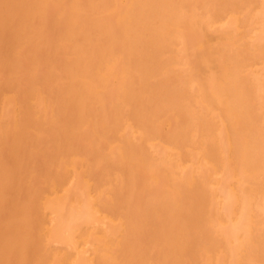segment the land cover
<instances>
[{
	"label": "bare ground",
	"instance_id": "bare-ground-1",
	"mask_svg": "<svg viewBox=\"0 0 264 264\" xmlns=\"http://www.w3.org/2000/svg\"><path fill=\"white\" fill-rule=\"evenodd\" d=\"M30 1H34V4L30 5L32 4ZM30 1H27L30 6L28 7V5H26L27 8H25L26 6L22 5V3L24 4L26 2H15L13 4L11 1L12 5L7 6L10 0H3L4 4H2L0 0V4H2L6 10L4 11L2 6H0L2 8H0L1 34L3 30H6V26H11V24L4 19V15H2L3 12L7 14V11L10 10V14L8 15H11L12 12V15H14L12 17H14L15 20H13L15 22H17V16L14 13L23 16L21 18L22 20L26 14L30 15L29 19H34L33 15H36L38 12H43V15H49L48 13L45 14V10H40L44 6V3H48L49 0ZM52 1L51 3L54 5L55 3ZM54 1L60 4L66 1L68 2H66L67 4L65 3V7L59 6L60 8L56 14L54 13L58 16V20L61 19L63 23V25H59L60 27L56 26L59 28V32L58 37L57 35L55 36L56 45L54 44L56 49H60V53H62V50L66 53L64 57L63 53L58 54L59 51H55L59 56L61 55L64 57V59L61 56L58 58L61 62L58 61L57 54L55 53L56 55H54L55 47H51L54 48L51 50H53V55L56 57H53L51 53L52 58L53 60L57 59L54 61V65H56V62H59L61 63L60 66L63 65L62 68L65 70L68 69L67 71L64 70L65 74L62 70H59L61 76L65 75V80H63L65 83L60 82V80H62L61 78H63L59 75L60 73L54 72L59 75L60 80H58V75L56 76L54 74L57 77L55 83L57 82L58 84L59 90L57 91L60 95L53 94L55 98L59 96L58 99L62 100V109H74L73 118L68 125L71 129L67 127L68 130H71L68 136L70 137V135H72V137L74 136L76 138V131L79 129V131H81V128L84 127L85 131H87V128H93L95 125L97 127L98 124L100 125V123H102V131H104L106 135H104V139L100 136L101 138H97V140H101L98 142H101V147L104 146V152L102 153L96 150L91 158L95 160L96 168L99 167L101 170H109L107 165H111L112 167L115 166L119 172L114 178V185L116 186L115 191L113 192L115 186H109L110 190L107 191L108 187L105 189V187L98 186L100 181L96 184L89 178L82 179L83 177L81 178L80 176L81 173L77 170V163L83 164V166H88V164H90L88 159H91L90 154L91 151L93 153V150L90 152L88 151L89 154H86L88 153L87 151H84V153L81 152L82 154H86V156L90 155L86 160L81 156L82 154L77 153V148L75 152L69 149L65 153H62V150L66 148L62 149L60 160H57V162L59 161L58 165L56 164L57 167L55 166V175L53 174V177L50 178L51 180L49 181L51 183L48 182L47 188L44 187L45 189H43V192L45 190L47 194L38 196V198L36 197L37 200H40L38 203V211L41 212L39 214L40 218L37 217L38 220L35 221L37 218L31 216V214L34 213L33 208L35 209V207L32 208L30 206L32 208L30 211V207L27 206L28 210L23 209L24 213L27 210L26 214H28V211L29 213L33 211L30 213V218L34 220V223L32 222L34 227L36 224L35 222H37V226L36 229L33 226L30 229L34 228L32 229L33 233L36 231L35 233L40 245H38L32 237L33 241L31 240V230L29 231L30 239H27L34 242L38 247L42 246L43 249L38 251L35 249L36 247H32L34 248L31 249V251L34 250V252H32L33 257L36 254V258L40 252L42 256L45 254L44 258L48 257L45 261L42 259L43 261L41 263L39 260L41 257L40 253L39 258L37 257L38 262L35 258L31 260H34L35 264H146L143 258L146 259L147 257L145 258L144 255L147 256L148 253L146 254L144 252L145 249H143L142 252L145 254L142 256L140 253L141 251L139 249L138 251L136 248L140 247L141 249L142 246H137L128 235L129 232L130 235H134L131 234L137 226L134 223H136L137 219L141 220L138 216L141 217L143 216L141 214L146 212L144 215H151L149 218L152 222L147 217H142L144 219L141 220L142 224H139V226L145 225L144 223L147 221L146 218L151 224L154 223L151 229L148 227L150 223L148 225L146 224L147 229H145V227L143 228L149 230L147 234L151 233L152 231L150 230L152 229L153 233L154 231L157 232V236L155 233L154 236L151 234L154 239L155 237L157 238L158 243L162 246L160 248L161 253H159L160 260H157V264H264V58H260L261 65L257 63L256 65L258 68L256 69H254L255 66H251L252 62H254L252 59L250 62L251 65L245 64V60L250 56V52L253 53V50L255 54L259 56L264 55V46L262 45V43L264 44V8L259 12L258 7V11H256L258 15L256 18H258L259 21L258 23L255 22L257 21L255 18L254 23L260 25L258 28V26L254 24L256 30L258 29L256 31L255 28H253L254 26H251L254 16L250 18V14L256 6L251 7L250 5L248 7L250 3L246 4L248 8H253H250L251 10H246L251 12L248 17L250 18L248 19V24L251 20L250 28L252 27L255 30L254 32L252 31V34L255 35L254 37L252 36L250 28L246 25L248 30L246 29L244 34L250 35L249 37L252 36L254 42L253 39L251 42H253L254 45L249 42L252 46H250L251 49L245 47L246 52L243 44L242 49L246 52H242V55L243 53L245 55H243V57L241 56V51L239 52L238 49H241V44L238 43H240L239 41L242 42L244 39H236V36L241 37L243 35L240 30L241 19L235 14H228L227 16L226 8H228V5L232 8L228 0V3L226 1V3H223V8L219 7L220 0H126V6H121V0ZM251 1L253 2L254 0ZM262 2H260V6L264 4V2ZM232 3H234V6L239 5V3L235 5L236 2L234 1ZM253 4L254 2L252 5ZM56 5L57 4H55L54 7ZM240 5L242 6V4ZM48 6H51V4ZM57 8L56 6L55 9ZM242 8H244V6ZM237 9L239 10V8L236 7L234 12ZM34 12L36 13L34 14ZM247 13L248 12H246V16H248ZM38 15H36V20L41 17H38ZM48 17L51 18L53 16L50 14ZM241 18L244 20V16ZM32 19L30 21V26L31 24L33 25V23H31ZM51 19L54 21V17ZM223 19H225V21H221ZM36 20H34L35 24H39V21ZM41 20L43 19L41 18ZM61 20H59L60 23ZM248 20L246 18V20H244L245 23ZM14 21L11 22L14 23ZM26 21L29 23L28 19ZM26 21L24 25L27 24ZM1 22L6 24H1ZM56 23L60 24L59 22ZM21 24H23V22ZM242 26H244V24ZM1 28L3 30H1ZM23 28L24 30L28 29V27L26 28L24 26ZM23 28L21 29L23 30ZM34 28L37 27L34 25ZM7 30L9 29L7 28ZM22 30L19 31L22 32ZM5 32L2 34V38H4V34L11 33V31H9V33H7L8 31ZM34 32L33 30L32 33ZM41 32L42 30H40V33ZM12 33L6 35L8 37L5 36L6 38L4 39L11 40V36L14 38L15 32ZM26 34V38L30 36V33L28 35ZM37 34L39 33L37 32ZM16 35H18V33H16ZM18 36H22V34ZM18 36L17 38H19ZM25 36L23 34V37ZM41 36L39 37V35H36V37L42 40ZM36 37L35 39H37ZM21 40L25 41L26 39L24 38ZM38 40L39 39H37V41ZM197 41H202L204 43L203 51L196 50L195 45ZM16 42L17 40L15 43ZM42 42L44 41L42 40ZM244 42L245 41H243V43ZM0 44V46H2L4 43L1 42ZM16 44H19V42ZM23 45H20V47H23ZM4 46H6V48L8 47L7 44ZM12 46L14 47L15 45ZM42 46L44 47V45H41V47ZM8 48H3L7 50V54L9 51ZM23 49L25 48L23 47ZM23 49H21V51ZM25 50H27V48ZM44 50H41V52ZM48 50L50 53V47ZM3 51L1 50L0 52L3 53ZM5 52L2 55L5 54L6 56ZM168 52H170L168 55L163 56L164 53ZM248 52L249 56L246 57ZM13 53L15 55L16 52L13 51ZM43 53L44 52H42V55ZM9 54L8 56H10ZM23 54L24 55H21L19 58L15 55L17 58L14 57V61H16V59L20 61L23 56L25 57L24 50ZM51 55L49 56L51 57ZM4 57L0 58L5 61L8 57ZM52 58H50L48 62H50V60L52 62ZM258 59H256V61H258ZM2 60H0L1 63H3ZM26 60H23L24 64L22 65H27L25 64L28 62ZM7 62L9 61L7 60L4 62L6 63L5 65L3 63L5 68L0 64V69L7 71V69H9H6ZM30 62H32V60H30ZM18 64L19 63H16L18 68L22 67L21 65H19V67ZM32 64L33 62L31 65ZM12 66H14V64H12ZM34 66H36V64ZM34 66V70L37 69L40 72V69ZM248 66H250V69ZM251 67L253 69H251ZM25 68H27L26 72L32 70L30 65L25 66ZM213 69H216L218 74L215 75L209 72ZM3 70H0V72H4V75H0L6 77L5 83L7 84L11 76L7 78V72ZM20 70L21 75L22 73H26L24 70ZM9 71L11 73V70ZM16 72L20 73L19 71ZM32 72L28 73H35L34 71ZM133 72L138 73L140 76L138 83H135L132 79L131 74ZM113 73H117V80L114 84L110 83L108 80L109 76ZM26 74L22 76L26 78ZM37 74L39 73L37 72ZM40 75H38L39 79L44 76V74H42L43 76L41 75L42 77H40ZM4 77L3 79L0 77L2 82L5 80ZM152 77H157V79L155 78L156 81L152 79ZM31 78L33 77L31 76ZM37 80L36 77V81ZM52 80H54V78ZM57 80L62 84H59ZM39 82L41 81L39 80ZM11 83L10 89L14 86V84L11 85ZM27 83L26 85L24 84V87L19 84L18 88L22 86V89H28L30 86L28 87L29 83ZM45 84L47 86V83ZM1 85L3 84L0 83V87ZM7 85H4V88H2L6 89L7 87L5 86ZM30 85L31 87L35 86L34 83H30ZM38 89L36 92L39 91ZM8 90H5L4 93L6 91L8 92ZM9 92H11V90ZM36 92L28 93L27 96L29 99H24L28 100L25 101L28 104L22 102L23 97L26 98L27 96L24 95L23 92V97L20 95L21 93H18V98L20 96L22 98L20 97L19 101L17 99V102L20 103L21 101L23 104L25 103L26 106H30L31 109H41V107L45 105L44 103H47L46 101L48 99L45 101L46 98L40 97L37 94L39 92ZM7 94L0 95V111L3 112L1 109L6 110L8 108L11 110L19 109L21 111L19 108L20 106H18L15 101L17 96L15 94V96L12 94L9 96ZM41 95L43 94L41 93ZM58 99L55 100L58 102ZM38 101L40 102L38 103ZM38 104H40V107H38ZM46 107L43 108L46 109ZM88 109L90 111L92 109L95 111L96 109V112H94L95 114L92 112L94 115H89ZM54 110L56 109L54 108ZM203 111L204 114H202ZM4 114H0L1 121L5 117L3 116ZM26 115L28 114L26 113ZM22 116L19 118L21 119ZM59 116L61 117V115ZM93 116H95V118ZM36 118L38 119V117ZM165 119H170L171 125H169V128L164 133L161 132V127L165 124ZM1 124L0 126L2 127L3 124ZM19 125L20 124L17 126ZM195 131L198 135L202 136V140L193 141V137L195 140V136H193ZM65 133L67 134V132ZM15 135L14 133L12 134V136ZM77 136L80 137V132ZM72 137H70L68 141L72 142ZM14 138H17V136ZM75 138L72 139L75 140ZM79 139H81V137ZM115 139L121 140V144L118 148L112 144V141ZM74 142L75 141H73V144ZM96 142L97 141H95V143ZM95 143L93 142L92 144L94 145ZM17 144L21 145L20 142H17ZM87 144L89 145L88 142ZM4 146H6V143ZM21 146L20 148H23ZM25 147L26 145H24V149ZM13 150H11L12 153H14ZM26 150H24V152L22 151L23 153L20 151L23 154L21 155L22 157ZM99 150H101V148H99ZM18 151L17 149L16 153ZM78 152H80V150ZM16 153L15 155H17ZM54 153L50 154L54 155ZM45 155L47 156V154ZM5 158L6 157L2 159ZM8 159H6V161ZM16 160H18V157ZM93 160L91 159L90 161L92 162ZM102 162L104 163L103 165ZM14 163L15 162H13V164ZM16 163H18V161ZM19 163L21 165V162ZM104 165H106L107 168ZM109 168L111 169V167ZM44 170H48V168ZM151 171H155L160 176L159 184L156 186L148 183L145 178V175ZM20 174L21 172L18 175ZM94 174L92 173V176ZM16 175L15 173V176ZM137 181H140V183L138 184ZM135 183L142 187L143 191L141 195V190L138 193L136 190L130 189L129 186L135 185ZM80 184L85 188L83 191L84 195L79 194L77 191V187ZM11 185L12 181L8 175H2L1 177L0 173V192L1 190H5L6 187L10 189ZM13 185L16 186L15 183H13ZM65 185H67V187ZM13 187L11 188L14 192L16 187ZM136 189L138 190L140 188ZM152 189L155 190V193L151 192L153 191ZM15 191L18 192L19 188L15 189ZM8 192L9 195L5 192V194L9 196H7V198L10 199L14 194L16 196L15 192H12L13 195L10 191ZM145 192L151 193L152 197L150 198L149 196L151 195L147 193L150 199L147 198L148 201H143V203L147 208L153 211H146L147 208L143 205L144 207L142 206V208H146V210L141 209L142 212L138 211L135 216H129V211L126 210H130L133 203L139 206L137 200L140 196H142L140 198H143V193ZM1 195L2 194H0V196ZM17 195L19 196V194ZM0 199H2L0 201H3V197ZM13 199L14 197L12 200ZM17 201L18 200H16V202ZM139 201H142V199ZM0 203L2 211V203L4 205L5 202ZM18 203L19 202H17V204ZM5 204L7 207H14V205H16V203L14 205L11 204L12 206H9L7 203ZM30 204L34 206L31 201ZM6 205L3 207L5 210L3 209L2 212H6L7 210V212L11 214L14 210L10 208L9 212V208H7ZM18 208H22V206ZM18 208L16 212H18ZM154 211L156 213H153ZM20 212L22 211L20 210ZM149 212L151 214H149ZM8 213H6V215ZM25 215L21 214L20 217H27ZM23 220L25 222L27 221V219ZM18 222L20 223V220ZM30 222L26 226H29ZM25 224H27V222ZM32 224H30V226ZM20 225H22V223ZM4 226L2 225V227ZM9 226L13 227L14 225L9 224ZM140 227L138 228L137 226L136 230L143 229ZM28 229L29 228H27V232H25L27 236L29 235ZM7 230H10V228H7ZM14 232L16 233V231ZM14 232L11 231L10 234ZM22 232H20V234ZM140 232L142 233L143 230ZM137 234L138 233L135 232V241H139L137 240ZM147 234L144 232V238H146ZM8 235L9 234H7V236ZM19 235L17 236V240L20 238ZM148 235L150 236V234ZM22 236L24 235L22 234ZM149 236H147V240L151 241L152 236L148 239ZM5 238L8 243L1 237L0 245L2 243L1 241L4 243L6 242L7 245L5 246L7 249L13 250V246H15V250L17 249L16 252L26 249L24 248L26 244H24V246L23 243L21 244L20 242H23L22 237L21 240H18L21 245L17 244V240H15L16 237L15 239L13 237L11 242H9L11 239L10 236H8L10 239L7 237ZM25 238L24 242L27 240ZM127 238L131 239L129 242L132 243L130 244H135L133 245L136 251H138L137 256L133 245L134 250L132 247H130L131 250H129V248L125 246V243H128V241L125 240ZM144 240L147 241L146 239H143V241ZM80 241L85 243L89 241L92 243L91 257L86 256L82 249L78 250V243ZM150 241H148V243ZM155 241L152 239L151 243H154V245L151 243L149 245L151 247L152 245L155 246V244H157V241ZM32 242L29 243V245L32 244L31 246H35ZM53 242L61 243L67 248V251L68 248L69 250H73V252L71 251L72 254L69 251L66 252V250L62 251L59 248L57 249V247V250L53 249ZM4 243H2L3 246L1 245L2 249H6ZM26 243L28 245V241H26ZM142 243L143 245L145 244L144 242ZM150 246L147 248V244L144 245L146 252L147 249L154 250V247L150 248ZM158 246H156V248H158ZM40 248L41 247H39V249ZM2 249H0L1 254L5 251L3 250L2 252ZM15 250L9 253L15 256ZM26 251L28 252V249ZM26 251L22 252V254L27 253ZM155 251H157L156 253L158 254V249ZM132 252L133 254L135 253L137 259L132 256H129V258H133L132 260L135 258L137 261L134 260L135 262L131 263L127 258L128 255H132ZM3 254L2 256H4ZM18 254H21V252ZM18 254L16 255L17 258H15L18 259L19 262L26 257V255H22L24 257H20L21 259H19ZM29 254L31 256V253ZM46 254H48V256ZM157 254L156 258L158 257ZM122 257L124 261L123 259L122 261L119 259ZM15 258L12 257L11 259ZM18 260L16 261L20 264ZM26 260L28 261L29 259L27 258ZM149 261H151V259L147 261V264ZM23 262L22 260L21 264H23ZM7 263L6 260V264ZM14 263L13 261V264Z\"/></svg>",
	"mask_w": 264,
	"mask_h": 264
},
{
	"label": "rangeland",
	"instance_id": "rangeland-1",
	"mask_svg": "<svg viewBox=\"0 0 264 264\" xmlns=\"http://www.w3.org/2000/svg\"><path fill=\"white\" fill-rule=\"evenodd\" d=\"M11 1L13 2V4L16 2V3H22V2H26V3H22V5H24V6H26V5H28V7L30 6V5H33L34 4V1H30V0H23V1H21V0H10V3H6L7 4V6L8 5H12L11 4ZM21 1V2H20ZM30 1V3H32V4H28V2ZM51 1L52 0H49L48 1V3L46 2V3H44V6L40 9V10H45L44 12H45V14H51L53 17H54V21L51 19V18H53V17H48L49 15H43L44 13L42 12H38L36 15H38V14H41V15H38V17L39 16H41L40 17V19H37L38 21H39V24L38 23H36L35 24V21L34 20H36L35 18H37V16L36 15H33L34 17V19H32V22L31 23H33V25L31 24V26H30V21H31V19H29L30 18V15L29 14H26V16L23 18V20L21 19L23 16H20V15H17L16 13H14L17 17V22H19V23H17V22H15L14 20V17H12V16H14V15H12L13 13L11 12V15H8V14H10V10L9 11H7V14H5L6 12H3V14L2 15H4L3 17H4V19L8 22V23H10L11 24V26H9V27H7L6 25V32L7 33H9V31H11V33L13 32H15L14 33V38H12V36H11V40L10 39H4V38H6V37H8V36H6V35H9V34H11V33H9V34H4L3 35V37L4 38H2L1 36H2V34H3V32H5L2 28H1V30H3V32H2V34L0 33V43L1 42H3L4 44L2 45V46H0V49L3 51L4 49L3 48H5V49H7L8 47V54L11 56H8V54H7V50H4L3 51V53L5 52L6 53V56L8 57V58H6V56H5V54L4 55H2L3 53L2 52H0V57L2 58V57H4V58H6V60L5 61H3L1 58H0V60H2L3 61V63L4 62H6L7 60L9 61V62H7L8 64H7V67H6V69L7 68H9V69H7V71L6 70H3V69H0V70H3V71H6L7 73V78L8 77H10L11 79H9L8 81H7V84L5 83V81H6V77H4V79L5 80H3L4 82H2V79H3V77L0 75V77L2 78H0V83H2L3 85H1V87H0V89L3 87L4 88V85H7V86H5V87H7L6 89H1L2 91H3V93H2V91L0 90V95L2 96V95H5V93L7 94L10 90H11V92H13V93H11V92H9L7 95H16L17 96V98L15 99V101L17 102V99H18V101L20 100L19 98L22 96L23 97V95H22V92H23V94L24 95H28V93L30 94V93H34V92H36V90L38 89L39 91H37V92H39V93H37L40 97H42V98H46L45 99V101L47 102V103H44L45 105L43 106V107H46V106H49V107H46V109L45 108H43V107H41V109H31L30 108V106H26V104L25 103H27V102H25V101H28V100H24V99H29V97L27 96H25L26 98H24L23 97V100H22V102H25L24 104L20 101V103H18L17 102V105L18 106H20L19 108L21 109V111L18 109H1L3 112H1L0 111V114L1 113H5L3 116H5L3 119H2V121H1V119H0V124L2 125V127L0 126V130L2 131H0V151H1V153H0V173H1V177H2V175L3 176H5V175H8V177L10 178V180L12 181V185H11V187H13L14 185H13V183H15V185L16 186H14L13 188H15V189H18L19 188V191L17 192V191H15V189H14V192L16 193V196H15V194L13 195L12 194V188L10 187V189L8 188V187H6V189L5 190H1V192H0V194H2L1 196H0V198H2L3 197V201H0V202H5V203H7L9 206L11 205V204H15L16 203V205H14V207H7V205L4 203V205H3V203H2V206L4 207L5 205H6V207L7 208H9L8 209V211L10 210V208H12L14 211H12V209H11V211H12V213L14 214H10V213H8L7 212V210H6V212H5V214H4V212H2L3 211V207H2V211H1V208H0V211L2 212H0L1 214H0V216L2 215V214H4L2 217H0V225L2 224L4 227H2V225L0 226V238L2 237V239L5 241L6 240V242L8 243V241H7V239L5 238V237H7L8 238V236H10V238L13 236L14 237V239H15V237H16V239L15 240H17V236L20 234V232H22L20 235H19V239L21 240V237H22V240H23V242L22 241H20L21 242V244L23 243V245L24 244H26V246L24 247L23 245V247L24 248H26L25 250H19L20 252H21V254H18V253H20V252H16V250H15V246H13V250H15V256H13V254H10V253H12L13 252V250H9V249H7V247L5 246V245H7V243L5 242H3V241H1L2 243H4V246L6 247V249H2L1 248V245L3 246V244L1 243V245H0V249H2V252H3V250H5L2 254L4 255V256H2V254H1V252H0V264H6V260H7V264H13V261L15 262L14 264H16L17 263V261L16 260H18V259H16L17 258V254H18V258L19 259H21V258H23L24 256H22V255H26V259L28 258L29 260V263H28V261L25 259V258H23L22 260L25 262H23V264H35L34 262V260H31V259H34L35 258V256H36V254L34 255V257H33V253L32 252H34V250L33 251H31V249H34L35 247V249L36 250H38V251H40L41 249H42V246H39V247H41L40 249H39V247L38 246H36V244L34 243V242H32L33 241V239H35L34 241H36V243L38 244V245H40V243H39V241H38V239H37V235H36V231H34V233L32 232V229H36V224H37V222H35L36 224H35V227H34V225L32 224V222L34 223V220H32V218H30V213H32L33 211H34V213L33 214H31V216L32 217H35V218H40L39 217V214L41 213V212H39L38 211V209H39V207H38V203L40 202V200L38 199L37 200V198H38V196H42V195H46L47 193H45V192H47V191H45L44 190V192H43V189H45V188H47V184H48V182L49 183H51L49 180H51L50 178H52L53 176V174L55 175V170H56V167H57V165H58V162H57V160L60 158V156L62 155L61 154V150L62 149H65V150H62L63 152L62 153H65L67 150H73L72 152H75L76 150V148L78 149L77 150V153H79V154H82L81 152H83L84 153V151H91V150H93V153H92V151H91V156L90 155H87L86 156V154H89V152L88 153H86V154H82L81 156H83L86 160H87V158H89L88 156H90V158L92 157V154H94V152H96V150L97 151H101L102 153L104 152V146L103 147H101L100 146V144H101V142L99 143L98 141H101V140H97V138H101L102 137V139H104L105 138V136L104 135H106L105 133H104V131H102L103 129H102V123H100V125L98 124L97 125V127H96V125L93 127V128H87V131H85V129H84V127L83 128H81V131H79L80 132V137H81V139H79L80 137H78L77 136V134L79 135V132L78 131H76L77 133H76V138H77V140H76V138L73 136L72 137V135H70V137H72V138H75V140L74 139H72L71 138V140H73V141H75L74 142V144H73V141L71 142V141H68V140H70V137L68 136L71 132V130H68V128L67 127H69L68 125H69V123L71 122V120H72V118H73V112H74V109H62L61 108V105L63 104L62 103V100H59L58 98H59V96H58V98H57V96H56V98H55V96L53 95V94H55V95H60L59 94V92L57 91V90H59L58 88V84H57V82L55 83V79H57V77H58V80H60L59 79V75L61 76V73H60V71L59 70H62L63 71V73L65 74V71H67L68 69H64V68H62L63 67V65H61L60 66V64L61 63H59V62H61V60L59 61V59L58 58H60V56L58 55V54H64V57H65V55H66V53H64L63 52V50H62V53H60V49L58 50V49H56V35H57V37H58V32H59V28H57L59 25H63V23H62V20L61 19H59V20H61V23H60V21L58 20V16L57 15H55L56 14V12L58 11V9L60 8L59 6H63V7H65L66 6V4L68 3L67 1V3L66 2H62V4H60V3H57V2H55L54 0L52 1V2H54L55 4H57L56 6L58 7L57 9H55L56 8V6L54 7V5H53V3H51ZM227 2V0H220V5H219V7H221V8H223L224 7V5H223V3H226ZM236 2L235 3V5H238V3H239V5L238 6H234V3H232V2ZM244 1V2H243ZM1 2H2V4H4L3 3V0H1ZM228 2H230V6H232V8L231 7H229V5H228V8H226V12H227V16H228V14H235L236 16H238V17H240V19H241V25H240V30H241V32L243 33V35L241 36V37H237L236 36V39L238 38H240L239 40H242V39H244L243 41H245L244 43H243V41L241 42V41H239L240 43H238V44H241L240 45V47H241V49L243 48V44H244V50L248 47L249 49H251V47L250 46H252L251 44H253L254 45V39L252 38V36L254 37V35L255 34H252L255 30H256V28H255V26H258V28L260 27V25L258 24V25H256L257 23H258V18H256V16H258L257 15V13H256V11H258V7H259V12H261V9L262 8H264V4H262L261 6H260V2H262V0H254L253 2H254V4L252 5V1L250 0H242V1H240V0H232V2H231V0L229 1L228 0ZM227 2V3H228ZM243 2V3H242ZM247 2V3H246ZM256 2V3H255ZM263 2H264V0H263ZM262 2V3H263ZM65 5H64V4ZM120 3H121V6H126V0H121L120 1ZM250 3V4H249ZM259 3V4H258ZM2 4H0V6H2ZM36 4V3H35ZM51 4V6H48V5H50ZM233 4V5H232ZM240 4H242V6L240 5ZM246 4H249L248 5V7L251 5V7H254V6H256L254 9L253 8H251V9H253L252 10V13L250 12V11H248L250 8H248L247 6H246ZM256 4V5H255ZM257 4H258V6H257ZM244 6V8H242ZM47 7H50V8H47ZM236 7L237 8H239V10L237 9L235 12H234V10L236 9ZM245 7H247V8H245ZM1 8V7H0ZM2 8H3V10L4 11H6L5 10V8L2 6ZM1 8V9H2ZM25 8H27V6L25 7ZM235 8V9H234ZM229 9V10H228ZM233 9V10H232ZM246 9H248V10H246ZM250 9V10H251ZM56 10V11H55ZM242 10V11H241ZM244 10H245V12H244ZM39 11V10H38ZM238 11H239V14H238ZM254 11V12H253ZM9 12V13H8ZM37 12V11H36ZM36 12H34V14L36 13ZM246 12H248L247 13V15L248 16H246ZM259 12H258V14H259ZM55 13V14H54ZM237 13V14H236ZM251 13V14H250ZM256 13V14H255ZM241 14H243V15H241ZM249 14H250V18L251 17H253L254 16V20L252 21V23H253V25H252V23H251V20H250V23H251V26L253 27L254 26V24H255V26L253 27V28H255V30L251 27L250 28V23L248 24V22H249V20L248 19H250V18H248L249 17ZM5 15H6V17H5ZM8 15V16H7ZM27 15H28V17H27ZM42 15H43V17H42ZM55 15V16H54ZM11 16V17H10ZM48 18H47V17ZM57 16V17H56ZM244 16V20H246V18H247V24L245 23V21L243 20V18H241V17H243ZM246 16V17H245ZM7 17H10L11 18V21H14V23L16 24H14L13 22H11L10 21V18H7ZM32 17V16H31ZM41 18L43 19V20H41ZM55 18H57V19H55ZM255 18L257 19V21H255ZM14 19V20H13ZM25 19V20H24ZM29 20V23H28V21H26V20ZM45 19V20H44ZM36 20V21H37ZM47 20V21H46ZM25 21H26V25H24L25 24ZM34 21V22H33ZM41 21V22H40ZM221 21H225V19H223V20H221ZM254 21L255 22H257V23H254ZM23 22V24H21ZM56 22H59L60 24H58V23H56ZM4 23V22H3ZM2 22H1V24H3ZM43 23V24H42ZM4 24H6V23H4ZM20 26H19V25ZM43 25V26H41V25ZM57 24V25H56ZM244 24V26H242ZM29 25V26H28ZM34 25H35V27H37V28H34ZM37 25H40V26H37ZM246 25H248V28H250V30H251V34H252V36L251 37H249L250 35H245L244 33L246 32ZM23 26L24 27H28V29H26V30H24V28H23ZM57 26V27H56ZM4 27V26H3ZM23 28V30L21 29V28ZM60 27V26H59ZM5 28V27H4ZM7 28L9 29V30H7ZM31 28V29H30ZM41 28H43V29H41ZM57 29V30H55V29ZM37 31H36V30ZM42 30V34H44V35H42L41 33H40V30ZM19 30H22V32H20ZM29 30V31H28ZM32 30V31H31ZM33 30L35 31L34 33H32L33 32ZM53 30H55V31H53ZM248 30V29H247ZM258 30V29H257ZM256 30V31H257ZM253 31V32H252ZM1 32V31H0ZM5 32V33H6ZM25 32V33H24ZM37 32L39 33V34H37ZM44 32V33H43ZM12 33V34H13ZM16 33H18V35H21L22 34V36H18V35H16ZM21 33V34H20ZM27 33V34H26ZM30 33V36H28L27 38H26V36H25V34L26 35H28ZM23 34H24V36L25 37H23ZM33 34H36V35H39V37L41 36V38H42V40L44 41V42H42V40L40 39V38H38V37H36V35H33ZM15 35H16V37H15ZM33 36V38H32V36ZM6 36V37H5ZM17 36L19 37V38H17ZM37 38V39H39L38 41H39V43H38V41H37V39H35V37ZM29 37H30V39H29ZM43 37H45V38H43ZM26 39L25 41H23V40H21V39ZM251 38V39H250ZM253 39V42H251V40ZM15 40H17V42H19V44H16L15 43V41H14V43H13V41ZM36 41V42H35ZM42 43H41V42ZM213 41H215V40H213ZM238 41V40H237ZM25 42V43H24ZM27 42V43H26ZM249 42H251V44L249 43ZM8 45V47L6 48V46H4V45H6V44ZM13 43V44H12ZM33 45H32V44ZM40 43H41V45H44V47H43V49H42V47H41V45H40ZM255 43H257V42H255ZM260 43H262V42H260ZM15 45L14 47L12 46V45ZM24 44V45H23ZM29 45V46H27V45ZM31 44V45H30ZM35 44H36V46H35ZM38 44V45H37ZM55 44V45H54ZM238 44H237V46H238ZM1 45V44H0ZM20 45H23V47L26 49L27 48V50H25V49H23V47H20ZM54 45V46H53ZM247 45V46H246ZM262 45L264 46V44L262 43ZM18 46V47H17ZM25 46H27V47H25ZM37 46H38V48H37ZM40 46V47H39ZM47 46V47H46ZM3 47V48H2ZM34 47H36V48H34ZM49 47H50V50L51 49H54V48H51V47H55V49H54V55H56L57 54V52H58V54H57V59H58V63L56 62L55 64L56 65H54V61H56V60H53V58H52V55H53V50H51V52L49 53L48 51V49H49ZM203 47H204V43L202 42V41H197L196 42V45H195V48H196V50L197 51H203ZM246 47V48H245ZM10 48H11V50H10ZM23 49L24 50V53H25V57H26V59H28V60H26L25 59V57L23 56L21 59L22 60H18V59H16V61H14V57H15V55L16 56H18V58L19 57H21V55H24L23 54V50L21 51V49ZM34 48V49H33ZM247 48V49H248ZM16 49V50H15ZM35 49H37V50H35ZM39 49V50H38ZM45 49V50H44ZM239 49V52L241 53V56H243L244 55V53H246L243 49V51L240 49V48H238ZM0 50V51H1ZM30 50V51H29ZM35 50V51H34ZM41 50H44V51H42V52H44L43 53V55H42V52H41ZM57 50V52H55ZM237 50V49H236ZM13 51L14 52H16L15 53V55H14V53H13ZM17 51H18V54H17ZM37 51H38V53H37ZM173 51V50H172ZM27 52V53H26ZM30 52H31V54H30ZM238 52V53H239ZM242 52H244L243 53V55H242ZM29 53V54H28ZM37 53V54H36ZM41 55H40V54ZM51 53H52V55H51ZM56 53V54H55ZM170 52H168V53H164L163 54V56H166V55H168ZM20 54V55H19ZM28 54V55H27ZM34 54V55H33ZM51 55V57L49 56V55ZM252 54V55H251ZM14 55V56H13ZM29 55H30V57H29ZM33 55V56H32ZM53 55V57H55ZM247 55V54H246ZM253 55H255V56H253ZM27 56H28V58H27ZM245 56V55H244ZM243 56V57H244ZM249 56V52H248V55L246 56V57H248ZM261 56V57H260ZM257 55V54H255V51L253 50V53H251L250 52V58L248 57L246 60H245V64H250V62H251V59H252V61H254V62H252V67H254V69H256V68H258V66L256 65L257 63L259 64L260 63V65H261V62H260V58H264V55ZM33 57V58H32ZM46 57H49V58H46ZM62 57V56H61ZM64 57H62L63 59H64ZM253 57V58H252ZM10 58V59H9ZM12 58V59H11ZM15 58H17V57H15ZM50 58H52V62H51V60H50V62H48V60L50 59ZM56 58V57H55ZM54 58V59H55ZM61 58V59H62ZM255 58V59H254ZM259 58V59H258ZM34 59V60H33ZM37 60V62H36V60ZM248 59H250V60H248ZM256 59H258V61H256ZM11 60V61H10ZM18 60V61H17ZM23 60H26V61H28L27 63H25V64H27V65H22V64H24L23 63ZM30 60H32V62H33V64L35 65L36 64V66H34L33 64L31 65V63L32 62H30ZM14 61V62H13ZM249 61V62H248ZM261 61H262V59H261ZM20 62H21V64H20ZM36 62V63H35ZM3 63H1L0 62V64L1 65H3ZM14 64V66H12V64ZM16 63H19L18 64V66L19 65H21L22 67H24V68H22V67H20V68H18L17 67V65H16ZM29 63V64H28ZM253 63H255V64H253ZM6 63H4V65H5ZM38 64V65H37ZM63 64V63H62ZM1 65H0V68H1ZM3 65V66H4ZM30 65V67L32 68V70L31 71H28V72H32V71H34L35 73L34 74H32V73H28V72H26L27 71V68H25V66H29ZM259 65V66H260ZM9 66V67H8ZM16 66V67H15ZM33 66L34 67H36V68H39L40 69V72L37 70V69H35L34 70V68H33ZM53 68H52V67ZM14 67V68H13ZM249 67V69H250V66H248ZM251 67V69H253ZM3 68V67H2ZM4 68H5V66H4ZM11 68V69H10ZM60 68V69H59ZM18 69V70H17ZM20 69H22V70H24V72H26V73H28V74H26V73H22V75H27V77L25 78L24 76H22L21 75V70ZM54 69V70H53ZM9 70H11V73H12V75H13V77H12V75H11V73H10V71ZM29 70V69H28ZM65 70V71H64ZM214 70V71H213ZM213 70H211V71H209L210 73H212V74H218L216 71V69H213ZM16 71H19L20 73H18V72H16ZM37 72L39 73V74H37ZM44 72V73H43ZM54 72H56V73H60L59 75L58 74H55ZM18 73V74H17ZM0 74H2V75H4V72H0ZM32 74V75H31ZM37 74V75H36ZM42 74H44V76L42 77L41 75ZM46 74V75H45ZM53 74V75H52ZM57 76H55V75ZM64 74H62V75H64ZM116 74L117 73H113L112 75H110L109 76V78H108V80H109V82L110 83H112V84H114L115 82H116ZM34 75V76H33ZM38 75H40V77H42V78H40L39 79V77H38ZM6 76V75H5ZM30 78H29V77ZM31 76L33 77V78H31ZM52 76V77H51ZM131 76H132V79H133V81L135 82V83H138L139 82V80H140V76L138 75V73H136V72H133L132 74H131ZM35 77V78H34ZM36 77H37V81H36ZM56 77V78H55ZM61 77H63V78H61ZM60 78L62 79V80H60V82H62V83H65V81H63V80H65V75L64 76H61ZM21 78H22V80H21ZM29 79V81H28V79ZM54 78V80H52ZM157 79V77H152V79H154L155 81H156V79ZM204 78V77H203ZM48 79H49V81H48ZM14 82H13V81ZM31 80V81H30ZM34 82H33V81ZM39 80L41 81V82H39ZM51 80H52V82H51ZM57 80V81H58ZM29 83H27V82ZM54 81V82H53ZM12 82V83H11ZM22 82V83H21ZM43 82V83H42ZM49 82V83H48ZM50 82H51V84H50ZM5 83V84H4ZM10 83H11V85H13L14 84V86L12 87V89H10L11 88V86H10ZM26 83L28 84V87L30 86L31 87V85H30V83L31 84H33L34 83V85L35 86H33V87H31V89H30V87L27 89V88H25V89H22V86L24 87V84L26 85ZM45 83H47V86H46V84ZM55 83V84H54ZM58 83H59V81H58ZM62 83H59V84H62ZM18 84V85H17ZM19 84L20 85H22V86H20L21 88H18L19 87ZM37 84V85H36ZM40 84V85H39ZM55 85V86H50V85ZM57 84V85H56ZM16 85V86H15ZM45 85V86H44ZM48 85H49V88H48ZM10 86V87H9ZM44 88H43V87ZM15 87V88H14ZM16 87H17V89H16ZM26 87V86H25ZM38 87V88H37ZM45 87H46V89H45ZM37 88V89H36ZM48 88V89H47ZM56 88V89H55ZM8 89H10V90H8ZM32 89H33V91H32ZM34 89H36V90H34ZM5 90H8V92L6 91L5 93H4V91ZM28 90H30V91H28ZM56 90V91H55ZM19 91H22V92H19ZM26 91V92H25ZM27 91H28V93H27ZM17 92V93H16ZM56 92V93H55ZM18 93H21L20 95V97L18 98ZM27 93V94H26ZM41 93L43 94V95H41ZM6 95V96H7ZM14 95V96H15ZM0 96V97H1ZM53 96V97H52ZM21 97V98H22ZM30 98H31V96H30ZM37 99H38V97H37ZM55 99H58V102H57V100H55ZM43 100V99H42ZM51 100V101H50ZM30 101V100H29ZM40 101H38V103H39ZM55 102V103H54ZM28 104V103H27ZM39 106L38 107H40V104H38ZM51 106V107H50ZM55 106V107H54ZM26 107H28V108H30V109H28V108H26ZM53 107V108H52ZM50 108V109H49ZM54 108L56 109V110H54ZM26 109V110H25ZM44 109V110H43ZM8 110V111H7ZM31 110H32V112H31ZM33 110H35V111H33ZM65 110H66V112H65ZM25 111V112H24ZM27 111V112H26ZM30 111V112H29ZM40 111V112H39ZM88 111H89V115H94L95 113L94 112H96V109H95V111H94V109H92L91 111L88 109ZM98 111V110H97ZM35 112V113H34ZM45 112V113H44ZM92 112L94 113V114H92ZM25 115H24V114ZM26 113L28 114V115H26ZM30 113H32V114H30ZM57 113V114H56ZM91 113V114H90ZM14 114V115H13ZM202 114H204V111L202 112ZM12 115H13V117H12ZM22 115H24V116H22ZM47 115V116H46ZM59 115H61V117L59 116ZM210 115V114H209ZM20 116H22L21 117V119H24V117H25V119L24 120H21L19 117ZM27 116V117H26ZM46 116V117H45ZM53 116V117H52ZM208 116V115H207ZM16 117V118H15ZM36 117H38V119L36 118ZM62 117H64V118H62ZM94 118H95V116H93ZM7 118V119H6ZM32 118H33V121H32ZM16 119V120H15ZM18 119V120H17ZM20 119V120H19ZM51 119H52V121H51ZM54 119V120H53ZM56 119V120H55ZM8 120V121H7ZM13 120V121H12ZM15 120V121H14ZM12 121V122H11ZM29 121H30V123H29ZM165 121V124L163 125V127H161V132H166L167 131V129L169 128V125H171L170 124V122H171V120L170 119H165L164 120ZM7 122V123H6ZM97 122V121H96ZM9 123V124H8ZM15 124V125H14ZM18 124H20L19 126H17ZM37 124V125H36ZM6 125V126H5ZM22 125V126H21ZM24 125V126H23ZM45 125H47V126H45V127H47V128H45L44 126ZM9 127V129H8V127ZM13 126H14V128H13ZM17 126V127H16ZM30 128H29V127ZM38 126H39V128H38ZM11 127V128H10ZM20 127H21V130H20ZM16 128V129H15ZM99 128V129H98ZM3 129V130H2ZM12 129H14V130H12ZM28 129V130H27ZM37 129V130H36ZM46 129V130H45ZM68 131H67V130ZM69 129H71L70 127H69ZM89 129V130H88ZM10 130V131H9ZM16 130V131H15ZM32 130V131H31ZM5 131V132H4ZM13 131H15V132H13ZM29 131V132H28ZM82 131H83V133H82ZM10 133V135H9V133ZM14 133V135L15 136H12V134ZM19 134H18V133ZM22 134H21V133ZM27 132V133H26ZM31 132V133H30ZM38 132V133H37ZM65 132H67V134L65 133ZM8 133V134H7ZM45 133V134H44ZM63 133V134H62ZM35 134H37V135H35ZM163 134V133H162ZM26 135V136H25ZM66 135V136H65ZM103 135V136H102ZM17 136V138H14V137H16ZM21 137V138H19V137ZM29 136V137H28ZM30 136H32V137H30ZM34 136H35V139H34ZM56 136V137H55ZM97 136H99V137H97ZM101 136V137H100ZM193 136H195V140H194V137H193V141H199V140H202V136H200V135H198L197 134V132L195 131L194 132V135ZM197 136V137H196ZM200 136V137H199ZM58 137V138H57ZM108 137H109V135H108ZM107 137V138H108ZM26 138V139H25ZM37 138V139H36ZM201 138V139H200ZM22 139V140H21ZM62 139V140H61ZM65 139V140H64ZM109 139H110V137H109ZM56 140V141H55ZM29 141V142H28ZM31 141V142H30ZM34 141V142H33ZM60 141V142H59ZM62 141V142H61ZM65 141V142H64ZM95 141H97L96 143H95ZM17 142H20L21 143V145H23V146H21L20 144H17ZM27 142H28V144H27ZM34 143V146H33V143ZM87 142L89 143V145L87 144ZM94 142L95 144L93 145L92 143ZM5 143H6V146H4L5 145ZM36 143V144H35ZM64 143H66V144H64ZM68 143H70V144H68ZM98 143V144H97ZM103 143V142H102ZM72 144V145H71ZM93 146H92V145ZM112 144L113 145H115L117 148L119 147V145L121 144V140L120 139H115V140H113L112 141ZM13 145V146H12ZM21 147H23V148H20V146ZM24 145H26V147H25V149H24ZM30 145V146H29ZM32 145V146H31ZM70 145V146H69ZM68 146V147H67ZM77 146V147H76ZM95 146V147H94ZM96 146H97V149H96ZM13 147H15V148H13ZM19 147V148H18ZM28 147V148H27ZM31 147V148H30ZM85 147H86V149H85ZM91 147V148H90ZM93 147V148H92ZM101 148V150H99V148ZM14 150H13V149ZM55 148H57V149H55ZM73 148V149H72ZM19 150L17 153H16V150ZM26 149H28V150H26ZM31 149H32V151H31ZM53 149V150H52ZM11 150H13L14 151V153H12L11 152ZM24 150H26L25 151V154H24V156L22 157L21 155H23L22 153L24 152ZM56 150V151H55ZM80 150V152H78ZM5 151H7V152H5ZM10 151V152H9ZM22 153H21V152ZM29 151V152H28ZM4 152V153H3ZM20 152V153H19ZM54 152H56V153H54ZM59 152V153H58ZM3 153V154H2ZM15 153L17 154V155H15ZM27 153H28V155H27ZM53 154L54 153V155H51V154ZM58 153V154H57ZM10 154V155H9ZM19 154V155H18ZM45 154H47V156L45 155ZM49 154V155H48ZM57 154V155H56ZM6 155V156H5ZM27 155V156H26ZM86 157H85V156ZM6 157L5 159H2V158H4V157ZM8 156V157H7ZM14 156V157H13ZM26 156V157H25ZM50 156V157H49ZM63 156H64V154H63ZM62 156V157H63ZM11 159H10V158ZM17 157H18V160H16L17 159ZM9 158V159H8ZM16 158V159H15ZM23 158V159H22ZM51 158V159H50ZM53 158H55V159H53ZM6 159H8L7 161H6ZM21 159V160H20ZM92 160H93V158H91ZM91 159H88V162H90V164H88V166H83V164H79V163H77V167H78V171L81 173L80 174V176H81V178L82 179H90L92 182H95L96 184H97V182H99L98 184V186L99 187H105V189H107L106 187H108V189H107V191H109L110 189H109V186H112V187H114L115 185V180H114V178H115V176H116V174L119 172V170L118 169H116L115 168V166L114 167H112L111 165L110 166H108L107 165V167H108V169L109 170H106V169H102L101 170V168H96V163H95V160H93L92 162L90 161ZM2 160V161H1ZM20 160V161H19ZM51 160V161H50ZM60 160V159H59ZM12 161V162H11ZM18 161V163H16ZM46 161H48V162H46ZM56 161V162H55ZM10 162V163H9ZM13 162H15L14 164H13ZM19 162H21V165H20V163ZM23 162V163H22ZM55 162V163H54ZM97 162V161H96ZM107 163V162H106ZM16 164V165H15ZM24 164H26V165H24ZM50 166H49V165ZM57 164V165H56ZM104 163L102 162V165H103ZM6 165V166H5ZM25 166V167H24ZM48 166V167H47ZM56 166V167H55ZM105 167H106V165H104ZM5 167V168H4ZM24 167V168H23ZM52 167V168H51ZM86 167V168H85ZM106 167V168H107ZM109 167H111V169L109 168ZM9 170H8V169ZM11 168V169H10ZM48 168V170H44V169H47ZM21 169V170H20ZM23 169V170H22ZM98 169H100V170H98ZM8 170V171H7ZM84 170H86V171H84ZM4 171V172H3ZM8 173H7V172ZM23 171V172H22ZM10 172V173H9ZM13 172V173H12ZM21 172V174L20 175H18L19 173ZM3 173V174H2ZM15 173L17 174L16 176H15ZM41 173V174H40ZM85 173V174H84ZM92 173L94 174L93 176H92ZM13 176H12V175ZM40 174V175H39ZM11 175V176H10ZM24 175H25V177H24ZM84 175H85V177H84ZM18 176V177H17ZM88 176V177H87ZM91 176V177H90ZM16 178V179H15ZM95 178H96V180H95ZM145 178L147 179V182L148 183H150L151 185H153V186H156V185H158L159 184V181H160V176L155 172V171H151V172H148L146 175H145ZM70 180V179H69ZM20 181V182H19ZM106 181V182H105ZM22 182V183H21ZM69 182V181H68ZM138 182V181H137ZM19 183V184H18ZM113 183V184H112ZM117 183V182H116ZM140 183V181L138 182V184ZM137 183H135V185H132V186H129L130 187V189L132 188V190H136V192H140V190H141V193H140V195L142 194V187L140 186V185H138ZM149 184V185H150ZM50 185V184H49ZM137 185H138V187H137ZM66 187H67V185H65ZM64 186V187H65ZM45 187V188H44ZM136 188H140V189H136ZM9 189V190H8ZM115 189H116V186H115V188L113 189V192L115 191ZM7 190V191H6ZM85 190V188H83V185H79L78 187H77V191L79 192V194H81V195H84V193H83V191ZM153 190V189H152ZM8 191H10L11 192V194L13 195L12 197H10V199L9 198H7V196L9 195L8 193ZM34 191V192H33ZM5 192L8 194V195H6L5 194ZM13 192V193H14ZM44 194H43V193ZM135 192V191H134ZM151 192H153V193H155V190H153V191H151ZM83 193V194H82ZM148 193V192H147ZM146 192L145 193H143V195H144V197L143 198H140V197H142V196H140L139 197V199L137 200L138 201V203H139V206H140V208H139V206L137 205V204H135V203H133L132 205H131V207H130V210H126V211H129V216L130 215H133V216H135L137 213H138V211H141V209H145L146 210V208H147V206H145L144 205V203H143V201H145L146 202V200L148 201V199L147 198H151L152 197V194L151 193H148V194H150L151 196H149L148 194H147ZM17 194H19V196L17 195ZM115 194H117V193H115ZM6 196V197H5ZM125 196V195H124ZM149 196V197H148ZM9 197V196H8ZM14 197V201L12 200V198ZM19 197V198H18ZM33 197H35V198H33ZM37 197V198H36ZM149 198V199H150ZM5 199V200H4ZM7 199H9V200H7ZM142 199V201H139V200H141ZM0 200H2V199H0ZM16 200H18L17 202H19L18 204H17V202H16ZM27 200H30L31 202H33V204H34V206L33 205H31L30 204V201H27ZM8 201H11V202H8ZM26 201H27V203H26ZM149 201H151V200H149ZM141 202V203H140ZM24 203V204H23ZM1 204V203H0ZM36 204V205H35ZM18 205V206H17ZM29 205V206H28ZM145 206L146 208H142V206ZM12 206V205H11ZM20 206H22V208H18V207H20ZM35 207V209L33 208V211H31L30 213H29V211L30 210H32V208L30 207L29 208V211L27 212L28 214H26V211L28 210V208L27 207ZM143 206V207H144ZM1 207V206H0ZM26 207V208H25ZM6 208V209H7ZM17 208H18V212H16L17 211ZM23 209L25 210V209H27L26 211H25V213H24V211H23ZM149 208H147V210L146 211H153V210H151V209H149ZM5 210V209H4ZM20 210L22 211V212H20ZM10 212V211H9ZM36 212V213H35ZM142 212V211H141ZM6 213H8L7 215H6ZM18 213V214H17ZM22 215H25V216H27V217H24V218H22V216L20 217V215L21 214ZM24 213V214H23ZM140 213V212H139ZM146 213V212H145ZM145 213H143V214H141V215H143V216H141V217H139L138 216V218H141V220L142 219H144V218H142V217H147L149 220H150V218L149 217H151V215L150 216H147V215H144ZM153 213H156L155 211L153 212ZM17 216H19V217H17ZM20 214V215H19ZM36 214V215H35ZM147 214H148V212H147ZM149 214H151L150 212H149ZM34 215V216H33ZM38 215V216H37ZM139 215V214H138ZM8 216V217H7ZM34 218V219H35ZM38 218L35 220V221H37L38 220ZM146 218V220L148 221V219ZM5 219V220H4ZM18 219V220H17ZM23 219H27V224H25L26 222L23 220ZM1 220H3V221H1ZM10 220V221H9ZM16 220V221H15ZM20 220V223L18 222ZM141 220L139 219H137V221L138 222H140V223H138L137 221H136V223H134V224H136L137 226H138V228L140 227L139 226V224H142V222H141ZM145 220V221H146ZM8 221V222H7ZM30 222V224H32L31 226H30V224H29V226H26V225H28V223ZM144 221V222H145ZM147 221L143 224L144 226H141L140 228H143V227H145V229H147L146 228V226L149 224V229H151V227H153V225H154V223L153 224H151V222H149L148 221V223H147ZM14 222V223H13ZM6 223H7V225H6ZM14 225L13 227L12 226H9V224L10 225H12V224ZM22 223V225H20ZM15 224H17V225H15ZM19 224V225H18ZM24 224V225H23ZM147 224V225H146ZM18 226V227H17ZM22 226H26L27 228H29L28 229V234L31 232V236H30V234L27 236V234L25 233V232H27V228L25 227H22ZM34 227V228H32V229H30L31 227ZM135 226V225H134ZM137 226H136V228H137ZM22 227V228H21ZM2 228V229H1ZM7 228L9 229L10 228V230L12 231V232H14V231H16V233L14 232L13 234H10V230H7ZM24 228V229H23ZM136 228L134 229V231H132L131 232V234H134L135 235V232H137L138 234H137V240H139V241H135V236L134 235H130V232H129V238H131L132 239V241H134V243H136V245L137 246H142L141 247V249H140V247H136L137 248V250L139 249L141 252V254H142V256L146 253H148V255L147 256H145L144 255V257L146 258V259H144L143 258V261H146V262H144V263H146L147 264V261L148 260H150L151 259V261H149V263H154V264H157V260L159 261L160 260V257H159V253H161V247L162 246H160L161 244H159L158 243V241H157V238L155 237V239L153 238V236H154V233L156 234V236H157V232H155L154 231V233H153V229L152 230H150V231H152L151 233H148V234H150V236L147 234V232H149V230H145L144 228L143 229H141V230H143V232L141 233L140 231V229L138 230H136ZM26 229V230H25ZM6 230H7V232H6ZM22 230V231H21ZM31 230V231H30ZM136 230V231H135ZM30 231V232H29ZM139 231V232H138ZM144 232L147 234V236H149L148 237V239H150L151 238V236H152V239L157 243V244H155V246H153L154 245V243H151V241H152V239H151V241L150 240H147V236H146V238H144ZM3 233H7V234H9L8 236H7V234L5 235V234H3ZM16 234H18V235H16ZM22 234L25 236V234H26V238L24 237V236H22ZM142 234V235H141ZM152 234V235H151ZM4 237H3V236ZM15 235V236H14ZM29 236H30V238H31V240H28L27 238H29ZM143 236V237H142ZM13 237L10 239V238H8V239H10L9 240V242H11V240H13ZM24 238L25 239H27L26 241H28V245H27V243H26V241L24 242ZM29 238V239H30ZM129 238H127V239H125L126 241H128V243L130 244V243H132V242H129V241H131V239H129ZM18 239V240H19ZM143 239H146L147 241H143ZM1 240V239H0ZM17 240V244H20V242ZM140 240H141V242H140ZM33 243V245L35 244V246H31V245H29V243H31V242ZM91 241H93V240H91ZM125 241V242H126ZM148 241H150L149 243H148ZM19 242V243H18ZM140 242V243H139ZM142 242H144L145 244H147V248H149V244L151 243V244H153L152 245V247H154V250L153 249H147V252L145 251L146 250V248L144 247V245H143V243ZM55 243H57V244H55ZM53 242L52 243V245L54 246V247H52V245H51V247L53 248V249H56V247H57V249L59 248V249H61L62 251L64 250H66V252H70L71 254H72V252H73V250H69V248H68V251H67V248L66 247H64V245H62L61 243H58V242ZM128 243H125L126 245V247L127 248H129V250H131V248L130 247H132V249H133V246L135 245L134 243V245L133 244H128ZM20 244V245H21ZM55 244V245H54ZM79 245H78V250L80 249H82V251L83 252H85V255L86 256H89V257H91V244L92 243H90L89 241L87 242V243H85V242H82V241H80L79 243H78ZM133 245V246H132ZM149 245V246H148ZM159 245V246H158ZM27 246H29V247H27ZM156 246H158V248H156ZM32 247H34V248H32ZM151 246H150V248H152ZM38 248V249H37ZM52 248H50V249H52ZM28 249V252L29 253H31V256H30V254L26 251ZM56 249V250H57ZM134 249H135V246H134ZM133 249V250H134ZM143 249H145L144 250V254H143V252H142V250ZM156 249H158V254L156 253L157 251H155ZM8 250H9V252H8ZM35 250V251H36ZM43 250V249H42ZM138 250V251H139ZM6 251H7V253H6ZM27 252L28 253V255H27V253H23L22 254V252ZM37 251V252H38ZM72 251V252H71ZM135 252H136V256L138 255L137 253H138V251H136V249L134 250ZM149 251V252H148ZM17 253V254H16ZM39 253V252H38ZM37 253V254H38ZM41 253V252H40ZM40 253H39V255H37V257L39 258V256H40ZM45 253V252H44ZM43 253V254H44ZM62 253H64V252H62ZM70 253H67V254H70ZM7 254H8V257H7ZM156 254L158 255V259L156 258ZM47 256H48V254H46ZM10 256V257H9ZM44 256H45V254H44ZM44 256H42V253H41V257L39 258V260L41 261V263H42V261L44 260H47L48 259V257H45L44 258ZM71 256V255H70ZM129 256L131 257H135L136 259H137V257L135 256V253L133 254V252H132V255H128V258H127V260L128 261H130L131 263L132 262H135L134 260H136L135 258H134V260H132L133 258H129ZM3 257V258H2ZM12 257H16L15 259H11ZM21 257V258H20ZM37 257L35 258V260L38 262V260H37ZM5 258H6V260H5ZM12 260H10V259ZM2 259H3V261H2ZM43 259V260H42ZM121 261H122V259H123V261H124V258L122 257V258H119ZM131 259V260H130ZM148 259V260H147ZM155 260V261H153V260ZM12 262H10V261ZM22 260L19 262V260H18V262L21 264V262H22ZM27 262H26V261ZM125 261H126V259H125ZM137 261V260H136ZM148 263V264H149ZM151 263V264H152ZM159 263V262H158ZM18 264V263H17ZM134 264V263H133Z\"/></svg>",
	"mask_w": 264,
	"mask_h": 264
}]
</instances>
